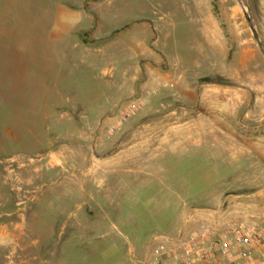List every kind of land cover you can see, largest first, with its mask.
Here are the masks:
<instances>
[{"label": "rangeland", "instance_id": "rangeland-1", "mask_svg": "<svg viewBox=\"0 0 264 264\" xmlns=\"http://www.w3.org/2000/svg\"><path fill=\"white\" fill-rule=\"evenodd\" d=\"M262 217L238 0H0V264H134L156 234Z\"/></svg>", "mask_w": 264, "mask_h": 264}, {"label": "built area", "instance_id": "built-area-1", "mask_svg": "<svg viewBox=\"0 0 264 264\" xmlns=\"http://www.w3.org/2000/svg\"><path fill=\"white\" fill-rule=\"evenodd\" d=\"M140 264H264V217L155 235Z\"/></svg>", "mask_w": 264, "mask_h": 264}, {"label": "water", "instance_id": "water-1", "mask_svg": "<svg viewBox=\"0 0 264 264\" xmlns=\"http://www.w3.org/2000/svg\"><path fill=\"white\" fill-rule=\"evenodd\" d=\"M238 2L243 7V12H244L245 19L248 22V25H249V27H250V29L252 31L253 38L256 41V44H257V46H258V48L260 50V53H261V55L264 58V42L260 38L257 29L255 28V26L252 23V20L250 18V15H249V13L247 11L248 10V5L245 4L242 0H238Z\"/></svg>", "mask_w": 264, "mask_h": 264}, {"label": "crops", "instance_id": "crops-1", "mask_svg": "<svg viewBox=\"0 0 264 264\" xmlns=\"http://www.w3.org/2000/svg\"><path fill=\"white\" fill-rule=\"evenodd\" d=\"M178 233V231L177 232H174V233H171V234H167V235H169V236H174V235H176ZM156 235H158V234H156ZM155 236V235H154ZM153 236V237H154ZM3 237H4V235H3V233H2V231H0V245H2V243H3ZM153 239V238H152ZM151 242H152V240H151ZM151 242L149 243V245H148V250H149V247H150V244H151ZM172 243H171V241H169L168 242V245H171ZM148 250L144 253V255L141 257V258H137V259H135V260H133V263L134 264H140V261H141V259H143V257L146 255V253L148 252Z\"/></svg>", "mask_w": 264, "mask_h": 264}]
</instances>
